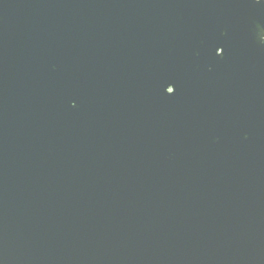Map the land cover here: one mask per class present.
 I'll return each instance as SVG.
<instances>
[{"label":"water","instance_id":"1","mask_svg":"<svg viewBox=\"0 0 264 264\" xmlns=\"http://www.w3.org/2000/svg\"><path fill=\"white\" fill-rule=\"evenodd\" d=\"M0 264H264V0H0Z\"/></svg>","mask_w":264,"mask_h":264}]
</instances>
